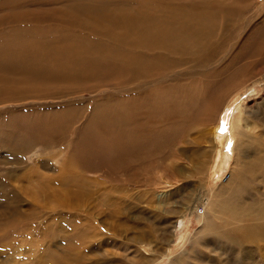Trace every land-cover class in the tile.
Instances as JSON below:
<instances>
[{"label":"bare ground","instance_id":"6f19581e","mask_svg":"<svg viewBox=\"0 0 264 264\" xmlns=\"http://www.w3.org/2000/svg\"><path fill=\"white\" fill-rule=\"evenodd\" d=\"M50 3L0 0V104H19L0 121V145L25 148L43 128L55 137L75 128L78 139L71 161L82 171L103 170V176L116 186L120 182L109 176L122 173L124 215L136 218L132 215L136 205L130 200L133 191L142 196L149 192V184L169 187L181 179L184 168L176 160L186 150L177 146L184 131L212 123L224 99L254 88L258 96L264 90V11H259L264 0ZM99 92L101 96L87 105L76 101L84 93ZM26 102L37 104L25 107ZM258 106L264 121V104ZM240 127L235 119L236 142L243 136L238 133ZM43 138L44 143L55 140ZM218 138L209 173L215 163L231 158L227 155L224 160L220 155L227 138ZM242 138L231 163V171L238 176L234 188H216L201 205V216L216 213L220 223H204L200 233L213 237L227 227L240 229L243 242L232 230V246L237 249L257 242L253 230L262 233L264 228V222L244 227L248 208L264 214V208L248 199L252 192L258 198L264 193V135L251 139V144L246 135ZM194 171L199 174L203 168ZM256 178L258 183L251 187ZM66 180L76 181L75 197L88 193L83 190L87 181ZM196 194L184 213L199 203ZM146 204V209L162 206L161 202ZM164 224L167 229L169 225Z\"/></svg>","mask_w":264,"mask_h":264},{"label":"rangeland","instance_id":"374dc122","mask_svg":"<svg viewBox=\"0 0 264 264\" xmlns=\"http://www.w3.org/2000/svg\"><path fill=\"white\" fill-rule=\"evenodd\" d=\"M46 1L51 4V0ZM260 8L263 13L264 5ZM254 89L224 99L212 123L195 124L184 131V137L177 145L180 150L186 149L176 160L184 168L180 181L173 180L169 187L149 184L148 194L142 196L133 191L134 197L130 200L136 205L132 214L136 218L132 219L124 215L122 197H126V192L121 188L122 173L109 176L120 182L116 186L103 176V170L82 171L71 161L78 139L75 128L69 133H56V137L50 136L44 128L43 131L38 128L42 132L33 134L32 145L25 148L7 147L9 143L0 145V264H264V228L262 233L253 230L257 242L238 249L232 246V230L239 236L238 241L243 242L240 229L227 227L213 237L200 233L204 223H220L215 218L216 213L201 216L204 211L201 205L212 198L216 188H234L233 181L238 176L231 171V163L235 161L236 145H243L245 135L250 144L253 143L251 139L264 135V121L258 111V104H264V90L261 89L257 96ZM84 95L76 101L87 105L98 99L94 97L101 96L100 92ZM34 104L37 103L26 102L24 106ZM18 107L19 104H0V121ZM235 119H239L242 127L238 133H243L237 142ZM79 125L77 122L76 128L82 127ZM43 136L55 140L44 143ZM220 136L227 138L225 144H221L220 155L224 160L227 155L232 159L218 161L209 173ZM79 151L76 144V153ZM198 168H203L202 173L194 171ZM74 177L88 182L83 187L87 194L75 197L79 191L74 184L76 181L66 182L67 178L72 180ZM226 179L228 181L224 183ZM258 181L256 178L250 186ZM67 184H70L69 188ZM196 192L201 198L199 203L184 213V209L193 203L191 200ZM248 199L255 201L260 209L264 208V193L258 198V193L252 192ZM149 202L155 205L161 202L162 206L146 209ZM175 210L176 214H173L171 211ZM165 221L169 225L167 229L164 228ZM262 222L264 214L258 215L255 209L248 208L244 227L254 228ZM151 231H155L154 234ZM143 237L142 241L137 239Z\"/></svg>","mask_w":264,"mask_h":264}]
</instances>
